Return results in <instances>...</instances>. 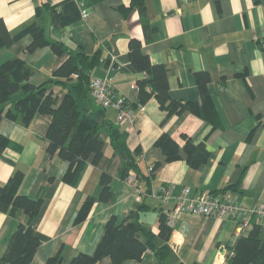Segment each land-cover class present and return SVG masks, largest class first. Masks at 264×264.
I'll return each instance as SVG.
<instances>
[{"label": "crops", "instance_id": "obj_1", "mask_svg": "<svg viewBox=\"0 0 264 264\" xmlns=\"http://www.w3.org/2000/svg\"><path fill=\"white\" fill-rule=\"evenodd\" d=\"M143 3L142 14L131 8V0H0V31L4 28L11 40L10 46L0 48V64L23 60L32 70L29 82L34 85L55 79L53 72L67 56L55 55L49 46L26 53L36 27L47 41L62 42L72 53L90 55L100 49L101 63L91 78L108 80L136 114L133 126L126 127L116 122L113 110L103 111L104 121L117 128L120 136L111 137L108 125L102 123L104 146L99 163L93 165L91 156L78 166L70 182L64 181L67 162L46 152L49 116L35 115L28 127L0 121V133L14 144L0 154V186L20 170L25 174L20 195L42 200L39 213L31 219L23 211L15 216L0 212V261L20 224H29L41 242L31 264H46L58 253L63 264L79 253L92 255L109 217L121 222L143 202L153 208L143 213L141 221L157 235L159 206L170 216L173 204L148 197L161 185L188 188L191 195L206 191L216 198L231 196L247 208L264 203V0ZM82 11L88 16L82 17ZM145 24L154 29L150 40L144 35ZM130 39L141 42V52L151 64L167 70L169 98L196 105L197 113L185 111L167 118L155 98L137 104L136 81L145 74L130 63ZM202 72L209 76V104L202 102L195 78ZM51 88L62 95L57 86ZM91 108L97 109L95 104ZM163 134L181 149L183 136L195 145L204 143L209 151L207 162L193 170L181 150L180 160L167 163L154 146ZM136 150L137 168L128 172L136 178L133 186L120 171L127 153L135 155ZM103 172L111 177L108 203L98 200ZM89 197L95 200L90 212L84 221L75 223L79 206ZM237 237L232 220L180 215L172 227L168 261L225 264L227 247ZM95 264L111 262L105 257ZM123 264H155V259L146 251L140 262L125 260Z\"/></svg>", "mask_w": 264, "mask_h": 264}, {"label": "trees", "instance_id": "obj_2", "mask_svg": "<svg viewBox=\"0 0 264 264\" xmlns=\"http://www.w3.org/2000/svg\"><path fill=\"white\" fill-rule=\"evenodd\" d=\"M133 7L144 13L143 0H131V8ZM121 12L127 13L126 10ZM143 29L146 40H150L154 29L147 24ZM10 45L8 32L2 28L0 48ZM44 46H49L59 57L67 56L53 72L52 77L55 79L49 78L34 85L29 82L32 70L23 60L15 58L0 64V121L6 119L28 127L35 115L49 116L51 122L46 132V152L67 162L68 169L64 174V181L70 182L78 166L91 156L93 165L99 163L104 146L101 136L102 123L108 125L111 137H119L120 132L104 121L102 113L105 110L95 104L90 96L91 74L101 63L102 51L97 49L90 55L82 52L72 53L62 42L47 41L43 30L36 27L31 31V41L25 52L32 53ZM128 56L133 68L145 74L144 78L136 81L138 105H144L149 99L155 98L159 108L166 112L167 118L185 111L197 113L196 105L176 102L169 98L167 70L161 65L151 64L149 58L142 54L139 40L130 39ZM195 78L202 102L209 104L208 74L196 73ZM52 85L59 88L61 96L52 90ZM91 104H95L97 109L91 108ZM183 139L185 144L181 149L171 137L163 134L155 141L154 146L162 151L167 163L180 160L182 150L189 168L197 170L207 162L209 151L204 143L195 145L188 137L183 136ZM8 148H14V144L0 133V154ZM138 154L139 150L135 151V155L127 153L128 160L120 171L122 178L128 175L129 170L137 168L135 156ZM24 177L22 171L16 170L6 183L0 186V212L15 216L19 211H23L31 219L39 213L42 200L20 195ZM110 182L109 174L103 172L100 176L101 193L98 198L102 203H108L112 199ZM94 202L95 200L89 197L81 203L75 223L85 220ZM151 208L153 207L143 202L137 209L130 211L121 222H118L115 216L109 217L95 252L92 255L79 253L69 264H95L105 257L110 259L111 264H123L125 260L140 262L146 251L153 254L155 264H171L168 261L171 254L168 243L172 228L167 223L166 211L159 206L157 235L151 232L148 224L141 221L143 213ZM40 244L30 225L20 224L12 234L0 264H31ZM227 249L225 264H264L263 227L256 225L251 231L239 235ZM46 264H63L60 253L49 258Z\"/></svg>", "mask_w": 264, "mask_h": 264}, {"label": "built area", "instance_id": "obj_3", "mask_svg": "<svg viewBox=\"0 0 264 264\" xmlns=\"http://www.w3.org/2000/svg\"><path fill=\"white\" fill-rule=\"evenodd\" d=\"M88 12L82 11V17H87ZM90 96L95 104L104 110H113L116 122L121 126L132 127L136 114L127 101L116 94L108 80L93 78L90 84ZM153 171V167L148 169ZM125 182L129 185L136 184L133 173L126 176ZM139 202L142 195L136 190ZM148 197L162 204L172 202L168 225L172 228L175 219L184 214L214 218L217 220L229 219L236 224V233L241 235L252 230L256 225L264 227V203L247 208L238 203L231 196L216 198L206 191L191 195L188 188L176 190L172 185H161L148 194Z\"/></svg>", "mask_w": 264, "mask_h": 264}, {"label": "water", "instance_id": "obj_4", "mask_svg": "<svg viewBox=\"0 0 264 264\" xmlns=\"http://www.w3.org/2000/svg\"><path fill=\"white\" fill-rule=\"evenodd\" d=\"M221 252H223V250H221Z\"/></svg>", "mask_w": 264, "mask_h": 264}]
</instances>
